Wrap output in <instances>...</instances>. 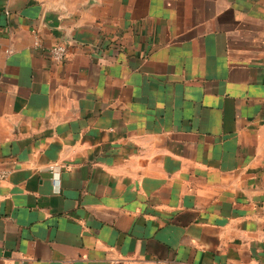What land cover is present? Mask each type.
<instances>
[{
  "label": "crops",
  "instance_id": "0c3cea01",
  "mask_svg": "<svg viewBox=\"0 0 264 264\" xmlns=\"http://www.w3.org/2000/svg\"><path fill=\"white\" fill-rule=\"evenodd\" d=\"M0 168V264H264V0H0Z\"/></svg>",
  "mask_w": 264,
  "mask_h": 264
},
{
  "label": "built area",
  "instance_id": "2783aa9c",
  "mask_svg": "<svg viewBox=\"0 0 264 264\" xmlns=\"http://www.w3.org/2000/svg\"><path fill=\"white\" fill-rule=\"evenodd\" d=\"M33 32L35 34V41L34 45L36 47H42V44L40 42L39 38V30L34 28ZM48 52L56 62H63L68 57L69 54V47L65 42H57L51 46L48 47ZM52 169L54 171V180L55 184L58 187V170L55 165H52ZM11 173V169L8 168H0V180H5L9 174Z\"/></svg>",
  "mask_w": 264,
  "mask_h": 264
}]
</instances>
